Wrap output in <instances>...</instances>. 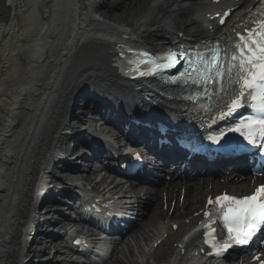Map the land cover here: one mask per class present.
Listing matches in <instances>:
<instances>
[{
    "label": "bare ground",
    "instance_id": "6f19581e",
    "mask_svg": "<svg viewBox=\"0 0 264 264\" xmlns=\"http://www.w3.org/2000/svg\"><path fill=\"white\" fill-rule=\"evenodd\" d=\"M172 1L124 0L118 9L131 19L122 20L118 10H104L107 0H0V264H24L27 244L38 234L40 222L35 213L52 193L44 190L46 175L57 158V144L68 129L66 119L78 94L74 92L86 83L90 89H114L121 83L114 71L115 65L121 64L117 54L123 45L162 47L142 42L148 35L143 26L150 20L136 24V19L132 26L136 14L146 12L151 2L156 7L166 3L167 21L157 30L168 26L166 32L172 39L192 34L208 38L206 33L211 31L201 27L190 33L181 16L189 17L190 24L200 19L186 7L173 10ZM31 11L36 13L33 22ZM170 39L160 36L161 41ZM36 41L41 45L33 52ZM117 87L127 95L132 93L128 81ZM115 93L114 97H119ZM98 186L93 185L97 192ZM173 191L168 188L165 196L170 211L156 203L144 224L106 264L201 263L189 251L176 253L173 243L195 220L192 214L209 191L206 185L191 187L182 201ZM104 192L110 194L111 189ZM67 256L59 253L57 264H81Z\"/></svg>",
    "mask_w": 264,
    "mask_h": 264
},
{
    "label": "snow or ice",
    "instance_id": "6c2138e0",
    "mask_svg": "<svg viewBox=\"0 0 264 264\" xmlns=\"http://www.w3.org/2000/svg\"><path fill=\"white\" fill-rule=\"evenodd\" d=\"M261 15L264 16V13ZM245 32L247 35L237 33L238 41L230 58L225 59L224 63H221V51L227 57L226 50L212 49L209 52L210 58L198 54L199 68L193 69L196 74L193 83L206 85L210 82L213 86L219 85L220 91L225 92L224 80L227 79L228 87L231 89L230 102L224 105V109H217L219 115L215 119H224L242 106L251 107L257 115L242 120L239 126L229 131L240 133L249 144L264 145V18L256 21L255 28L245 29ZM183 55L186 54L169 52L163 58L164 62L149 61L151 66L139 74H156L169 69L177 62V57ZM185 75L180 74L181 78ZM224 136L225 133L221 131L219 135L209 136L208 139L213 143H219ZM207 203L213 207L219 206L217 211L221 214L220 218L227 230V240L222 246L217 247L219 242L215 241L213 236L216 255H222L233 244L249 243L258 231L264 229V185H260L251 195L242 198L225 193L215 197V200L210 197ZM204 215L211 218L209 212H205ZM212 231L214 232V229Z\"/></svg>",
    "mask_w": 264,
    "mask_h": 264
},
{
    "label": "rangeland",
    "instance_id": "374dc122",
    "mask_svg": "<svg viewBox=\"0 0 264 264\" xmlns=\"http://www.w3.org/2000/svg\"><path fill=\"white\" fill-rule=\"evenodd\" d=\"M113 1H115V0H113ZM113 1H112V3H113ZM112 3H110V5H111ZM175 6H176V5H175ZM175 6H174V7H175ZM106 8H109V7H106ZM106 8H104L105 11L108 10V9H106ZM158 10H160V9H158ZM116 12H118V13L121 15L120 19L122 18V20H123V18L126 17L125 14H122V13L120 12V10H118V11H116ZM160 12H161V11H157V10L152 6V4L149 3L148 10H147L146 12H144L143 14H142V13H137L136 16L134 17L133 21L131 22V24H132V26H133L134 23H135V21H136V19H139V21H138L136 24L141 23V22L144 20V17L147 16V15H149V14H150V20H151V22H152L153 24H154V23H157V22H159V21L162 22V20H164V18H160V17L157 16V14H160ZM119 14H118V15H119ZM124 19H125V20H126V19L130 20V19H131V16H127V17L124 18ZM122 20H120V21H122ZM120 24H123V23L121 22ZM155 28H156L155 25L152 26V27H148V26H146V24H145L144 29H147L148 32H150V33L153 32V33H152V35L150 34V35H147V36L142 37V41H143V42H146V43H153V38H154V36L163 33V32L160 33V32H156V31H154ZM152 30H153V31H152ZM71 122H73V121H70L69 124H73V123H71ZM54 175H55V176H56V175H59V173L56 174V173H54V170H53V174H51L49 177H50L51 179H53L52 176H54ZM40 211H42V210H39V212H40ZM31 241H32V240H31ZM34 241L36 242L37 240L35 239V240H33L32 242L34 243ZM32 249H36V250H37L36 245H34V244H33V245H30V243L27 244V251H28V254L26 253L27 256H25L24 261H29L28 264H34V263L36 262V257H37V255H38V252H35V255H34V256L31 255L30 252H32Z\"/></svg>",
    "mask_w": 264,
    "mask_h": 264
}]
</instances>
